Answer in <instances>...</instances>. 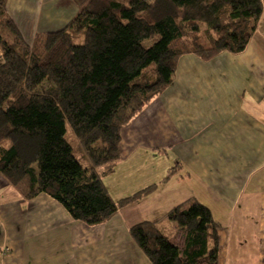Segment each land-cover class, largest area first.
<instances>
[{"label":"trees","instance_id":"trees-1","mask_svg":"<svg viewBox=\"0 0 264 264\" xmlns=\"http://www.w3.org/2000/svg\"><path fill=\"white\" fill-rule=\"evenodd\" d=\"M6 3L0 0V173L19 197L46 194L88 226L155 187L114 200L104 177L121 158L122 129L173 83L179 58L241 53L263 10L262 0H86L65 27L36 33L30 45ZM166 217L184 229L181 246L155 222L129 228L151 264H220L218 224L204 204L182 202Z\"/></svg>","mask_w":264,"mask_h":264},{"label":"crops","instance_id":"crops-1","mask_svg":"<svg viewBox=\"0 0 264 264\" xmlns=\"http://www.w3.org/2000/svg\"><path fill=\"white\" fill-rule=\"evenodd\" d=\"M85 2L7 0L6 10L31 45L36 33L65 27ZM262 6L244 51L181 56L173 83L122 129L121 158L104 177L108 192L117 200L155 187L108 221H76L43 193L23 199L0 173V264H151L129 227L159 220L175 229L164 215L190 198L218 224L220 264H264Z\"/></svg>","mask_w":264,"mask_h":264},{"label":"rangeland","instance_id":"rangeland-1","mask_svg":"<svg viewBox=\"0 0 264 264\" xmlns=\"http://www.w3.org/2000/svg\"><path fill=\"white\" fill-rule=\"evenodd\" d=\"M36 35V34H35ZM35 37V36H34ZM78 39V38H77ZM33 41H34V39H33ZM33 41H32V43H33ZM67 127V139H68V141H69V143L71 144V146H72V149H73V153L75 154V156L80 160V162L83 164V162L81 161L82 159H83V151H82V149L80 148V146H79V144L76 142V140H75V138H74V136L71 134V129H70V127L67 125L66 126ZM179 169H180V166H179V168L177 169V171H176V173H178L179 172ZM106 177V176H105ZM109 193V192H108ZM109 195H110V193H109ZM111 196V195H110ZM192 199L190 198L188 201H185L186 202V204H189V201H191ZM208 208V207H207ZM209 209V208H208ZM210 211V210H209ZM164 217L165 218H167L166 217V214L164 215ZM112 218V217H111ZM73 219V218H72ZM168 219V218H167ZM109 220V219H108ZM107 220V221H108ZM77 221V220H76ZM166 221H171V220H166ZM79 222H81V221H79ZM143 222V221H142ZM153 222H155L156 223V225L158 226V228L160 229V227L162 228V230L164 231H161L162 233H164V234H166L165 233V231L168 233V234H166V235H168L169 237H173V241L177 244V245H179V246H181L182 244H183V240H184V237H185V231H184V229L182 228V227H180V226H178L175 222H173V223H175L176 224V227H175V229H172V228H167L165 225L164 226H161V225H159V220H156V221H153ZM83 223V222H82ZM102 224V223H101ZM131 227V226H130ZM129 227V228H130ZM167 228V229H166ZM180 229H182L183 230V232H184V236H183V240H182V235H181V233H180ZM169 231V232H168ZM128 232H129V229H128ZM216 239V238H215ZM215 241V240H214ZM214 243V242H213ZM136 244V243H135ZM143 253V252H142ZM144 254V253H143ZM145 255V254H144ZM218 255H219V250H218ZM147 258V257H146ZM148 259V258H147ZM149 261V260H148ZM150 262V261H149ZM151 263V262H150ZM202 264H206L205 263V261L203 260V262H202Z\"/></svg>","mask_w":264,"mask_h":264}]
</instances>
